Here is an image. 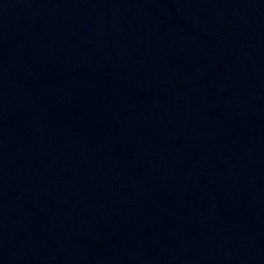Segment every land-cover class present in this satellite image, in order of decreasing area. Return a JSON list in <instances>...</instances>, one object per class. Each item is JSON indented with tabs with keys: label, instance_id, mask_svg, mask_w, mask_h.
Listing matches in <instances>:
<instances>
[{
	"label": "water",
	"instance_id": "95a60500",
	"mask_svg": "<svg viewBox=\"0 0 264 264\" xmlns=\"http://www.w3.org/2000/svg\"><path fill=\"white\" fill-rule=\"evenodd\" d=\"M0 264H264V0H0Z\"/></svg>",
	"mask_w": 264,
	"mask_h": 264
}]
</instances>
